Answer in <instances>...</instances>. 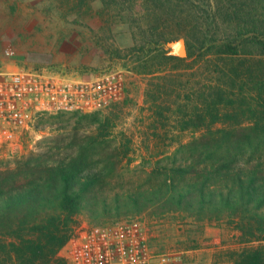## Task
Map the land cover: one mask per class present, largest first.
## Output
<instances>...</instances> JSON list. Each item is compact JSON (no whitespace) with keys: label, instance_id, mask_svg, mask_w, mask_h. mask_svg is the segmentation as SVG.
<instances>
[{"label":"rangeland","instance_id":"1","mask_svg":"<svg viewBox=\"0 0 264 264\" xmlns=\"http://www.w3.org/2000/svg\"><path fill=\"white\" fill-rule=\"evenodd\" d=\"M252 1L0 0V71L35 68L90 77L114 70L124 76L121 100L100 112L33 115L17 151L9 155L0 149V164L12 165L22 155L37 154L47 145L61 142L59 158L71 156L82 170L113 169V175L119 177L116 182L132 186L143 181L156 161L165 157L172 161L179 145L197 139L208 129L254 123L258 114L253 120L242 111L245 102H254L256 111L264 103V94L259 95L252 83V78L264 71L260 70L264 64L250 48L235 58L208 62L190 58L175 69L171 64H156L150 74L137 72L138 62L128 52L133 32H150L153 28L165 39L177 38L168 48L172 54L184 56V36L195 21L213 22L208 33L226 35L232 28L220 18L217 7L258 8ZM172 13L176 19L169 17ZM205 18L207 21L200 22ZM180 43L183 53L177 52ZM6 50H12L13 55L5 56ZM220 69L234 72L233 77L238 75L240 79L233 87L227 86L228 95L222 102L225 106L218 108L220 115L211 123L209 110L192 111V107L202 101L195 93L197 89L227 85ZM242 84L244 93L249 94L239 96L238 86ZM188 119L189 128L181 131L180 126ZM78 147L84 150L81 155ZM127 219L141 223L149 251L155 257H167L165 264H240V253L264 247L263 242L248 237L244 240L236 226L226 220L198 222L180 213H142L92 221L80 212L74 216L70 236L51 264H70L71 241L85 227Z\"/></svg>","mask_w":264,"mask_h":264},{"label":"trees","instance_id":"2","mask_svg":"<svg viewBox=\"0 0 264 264\" xmlns=\"http://www.w3.org/2000/svg\"><path fill=\"white\" fill-rule=\"evenodd\" d=\"M253 1L258 8L217 7L220 18L232 28L226 35L209 34L213 22L195 21L184 36V56L174 55L168 48L177 38L165 39L153 28L133 32L128 52L138 62L137 72L154 73L156 64H171L175 69L190 58L206 62L235 58L245 48L264 64V0ZM169 17L176 19L175 13ZM219 74L227 78V85L197 89L202 101L191 106L192 111L209 110L211 123L220 115L218 108L225 106L227 86L233 87L240 79L233 77L234 72L220 69ZM252 79L258 94H264V71ZM242 86L237 95L249 94ZM254 107V102H245L242 111L253 120L258 114L254 123L208 129L179 145L172 161L167 157L156 161L143 181L132 186L116 182L119 177L113 175V169L82 170L71 156L59 158L61 142L47 145L37 154L22 155L12 165L0 164V264H51L80 212L92 221L142 213H180L198 222L226 220L244 240L248 237L264 243V103L259 111ZM189 120L180 126L181 131L189 128ZM77 152L81 155L84 150L78 147ZM239 260L240 264H264V247L243 251Z\"/></svg>","mask_w":264,"mask_h":264},{"label":"built area","instance_id":"3","mask_svg":"<svg viewBox=\"0 0 264 264\" xmlns=\"http://www.w3.org/2000/svg\"><path fill=\"white\" fill-rule=\"evenodd\" d=\"M5 56L13 55L6 50ZM121 71L90 77L67 76L50 69L0 71V149L20 147L23 131L35 114L100 112L122 98ZM70 247V264H165L148 249L139 221L127 219L85 227Z\"/></svg>","mask_w":264,"mask_h":264},{"label":"water","instance_id":"4","mask_svg":"<svg viewBox=\"0 0 264 264\" xmlns=\"http://www.w3.org/2000/svg\"><path fill=\"white\" fill-rule=\"evenodd\" d=\"M180 46H181V49H182V50H180V51H179V50H177V52L183 53V44H182V43H180Z\"/></svg>","mask_w":264,"mask_h":264},{"label":"bare ground","instance_id":"5","mask_svg":"<svg viewBox=\"0 0 264 264\" xmlns=\"http://www.w3.org/2000/svg\"><path fill=\"white\" fill-rule=\"evenodd\" d=\"M182 50V49H181ZM180 51V50H179Z\"/></svg>","mask_w":264,"mask_h":264}]
</instances>
